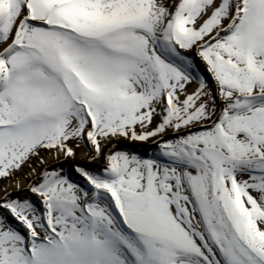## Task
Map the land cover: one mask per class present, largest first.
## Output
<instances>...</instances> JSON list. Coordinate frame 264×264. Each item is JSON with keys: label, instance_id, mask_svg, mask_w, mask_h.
<instances>
[{"label": "snow or ice", "instance_id": "snow-or-ice-1", "mask_svg": "<svg viewBox=\"0 0 264 264\" xmlns=\"http://www.w3.org/2000/svg\"><path fill=\"white\" fill-rule=\"evenodd\" d=\"M0 264H264V0H0Z\"/></svg>", "mask_w": 264, "mask_h": 264}, {"label": "rangeland", "instance_id": "rangeland-1", "mask_svg": "<svg viewBox=\"0 0 264 264\" xmlns=\"http://www.w3.org/2000/svg\"><path fill=\"white\" fill-rule=\"evenodd\" d=\"M195 87V85L193 84L190 88H189V91L191 92L192 90H193V88ZM133 145H137V147L139 148V147H151V149L152 150H154V148H155V146L154 145H152L151 144V142H149L148 144H130L128 141H120L119 142V146L120 147H126V148H128V149H130V150H132L133 148L132 147H134ZM132 146V147H131ZM141 150H143L142 148H141ZM143 152V151H142ZM82 153H83V150H79L78 152H77V162H82V161H80V156L82 155ZM74 162H72V161H69L68 162V166H71L72 164H73ZM99 164H102V162H97V164H94V165H92L93 167H95V166H98Z\"/></svg>", "mask_w": 264, "mask_h": 264}, {"label": "bare ground", "instance_id": "bare-ground-1", "mask_svg": "<svg viewBox=\"0 0 264 264\" xmlns=\"http://www.w3.org/2000/svg\"><path fill=\"white\" fill-rule=\"evenodd\" d=\"M133 146H134V147L131 146V147L133 148L132 151H137V152H140V153H142V154L152 150L151 147H148V146L145 147V148H144V147H139V148H138L137 145H133ZM141 148H142L143 150H141ZM142 151H143V152H142Z\"/></svg>", "mask_w": 264, "mask_h": 264}]
</instances>
